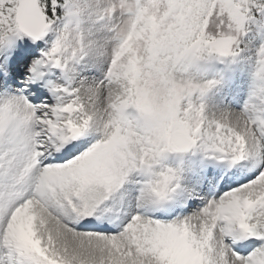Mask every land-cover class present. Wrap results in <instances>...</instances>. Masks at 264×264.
<instances>
[{
  "label": "snow or ice",
  "instance_id": "1",
  "mask_svg": "<svg viewBox=\"0 0 264 264\" xmlns=\"http://www.w3.org/2000/svg\"><path fill=\"white\" fill-rule=\"evenodd\" d=\"M0 264H264V0H0Z\"/></svg>",
  "mask_w": 264,
  "mask_h": 264
},
{
  "label": "rangeland",
  "instance_id": "2",
  "mask_svg": "<svg viewBox=\"0 0 264 264\" xmlns=\"http://www.w3.org/2000/svg\"><path fill=\"white\" fill-rule=\"evenodd\" d=\"M216 98H217V97H216V95L214 94L213 97L210 99V103H211L214 99H216ZM232 107H238V106L235 105V104H233Z\"/></svg>",
  "mask_w": 264,
  "mask_h": 264
}]
</instances>
